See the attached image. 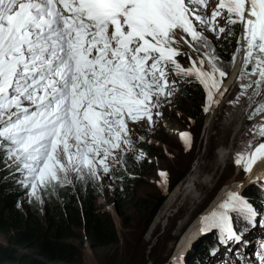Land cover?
Wrapping results in <instances>:
<instances>
[{
  "label": "snow or ice",
  "instance_id": "6c2138e0",
  "mask_svg": "<svg viewBox=\"0 0 264 264\" xmlns=\"http://www.w3.org/2000/svg\"><path fill=\"white\" fill-rule=\"evenodd\" d=\"M0 0V162L19 172L29 195L72 183L101 180L113 165L135 151L137 125H154L162 101L177 91L169 72L192 77L207 93L208 111L222 98L228 73L205 32L216 38L239 24L234 64L244 51L240 96L264 115V0ZM182 31L203 58L183 55L174 35ZM207 60L210 71L203 65ZM255 77V79H253ZM189 82H192L189 80ZM264 138V122L254 128ZM143 139V137H140ZM186 143L188 133H181ZM141 152L135 159L143 158ZM248 183L264 189V142L238 154ZM166 181L167 173L161 172ZM237 184L226 199L201 218L204 234L218 242L247 247L251 230L264 229V204L259 207L241 194ZM215 255V251L213 252ZM240 264H253L234 252ZM256 264H264V238L256 242ZM179 264V261L176 262Z\"/></svg>",
  "mask_w": 264,
  "mask_h": 264
},
{
  "label": "rangeland",
  "instance_id": "374dc122",
  "mask_svg": "<svg viewBox=\"0 0 264 264\" xmlns=\"http://www.w3.org/2000/svg\"><path fill=\"white\" fill-rule=\"evenodd\" d=\"M174 35L179 42V49L186 47V56L180 59L177 58L184 68L191 66L189 56L197 60L203 58L206 49L193 50L188 43H185V38L189 41H191V38L186 37V34L180 30ZM204 35L209 39L215 49V54L220 59L219 66L228 74L230 73V76L227 75L229 78L223 79L221 86L222 92L225 88L227 89V92H224L226 96L221 99L217 94L215 98L219 100V103L212 104L208 111H205L207 97L204 103L199 101L189 103V101L182 100V107L178 109L174 98L180 97L182 84L179 82L178 85L177 82V91H175L174 97L162 101L163 106L159 109L162 115H154L155 123L153 126L149 127L147 121L130 125L135 129L133 133L134 142L137 143L136 141L140 139L139 142L149 146L150 149L152 148L156 154L148 160L149 167L146 174L139 178L131 177L134 180L129 181L132 186L127 188L128 194H125L123 186L120 184L117 185L118 192H115L116 186L109 174L104 175L101 173V180H93L105 195L96 199L95 208L110 219L116 233V243L101 249L91 248L87 243L84 232L75 229L76 239L72 243L80 252L79 257L72 263L55 264H121L127 262L130 258L141 262L139 264H176L177 261H179V264H187L186 257L189 252H193L194 244L208 235L201 230V218L219 205H217V201L224 193L234 190V186L237 184L245 186L246 183H242L241 180L245 179L247 175L242 166L237 165L236 158L238 154L248 153L250 147L255 148L253 144L258 145L264 141V138H257L254 142H250L256 135L252 129H254L260 116L249 119L254 106L250 107L247 101L244 102L243 106L239 101L241 108L236 115L237 120L235 122L240 123L241 126L235 135L237 136L236 139L228 133L229 129H226L227 127H224V125H228V113H230L229 116H232L231 114L236 112L234 111V105H237L234 101L241 93L240 87L237 82L231 83L233 79L231 76L234 71V68H232L233 71L231 70L233 62L226 68L229 61L227 54L217 53L221 49L220 41L222 38H216L212 32H205ZM238 58L239 55L236 62ZM236 62H234V66H236ZM203 67L205 71H210L207 60ZM240 97L242 98V96ZM246 100H248L247 97ZM216 106L219 108H217L215 115H212ZM231 129L234 130L235 128ZM181 133H188L191 139L186 143L181 139ZM140 137H143V139ZM226 146L234 147L232 160L228 162L223 160L224 155L222 154L223 150L227 148ZM130 155L132 154L130 153ZM220 156H222L221 159ZM123 163H117L114 167L117 168ZM197 168L202 173V179H200V191L189 196L194 202L190 203L189 198L183 199L177 195L171 202V215L160 220L159 217L164 209V204L171 197L173 190L194 176ZM237 169H242L238 182H236ZM161 172L167 173L166 181L161 177ZM20 178L21 174L12 180L15 184L27 190V199L24 200L23 205L27 206L34 201L42 216L44 208L43 192H41V199L36 200L29 195V189L23 187L19 182ZM170 183H175V185L178 183V185L172 189L169 186ZM133 196L135 198H132ZM153 207L155 208L154 215L151 214L152 219L148 222L147 217ZM256 233H259L260 236H255ZM252 235L254 239L264 238V229H257ZM250 242H253V239H250ZM0 244H6V240L1 235ZM247 247L234 245L231 250L236 251L239 249L240 253L248 255L251 244ZM151 249L154 252H150ZM253 251L256 252V248ZM153 254L155 257L152 256ZM223 254L225 255L224 252ZM217 256L215 255V257ZM226 258L228 261L237 259L235 255L234 257L226 256ZM245 258L248 259V257Z\"/></svg>",
  "mask_w": 264,
  "mask_h": 264
},
{
  "label": "trees",
  "instance_id": "16d2710c",
  "mask_svg": "<svg viewBox=\"0 0 264 264\" xmlns=\"http://www.w3.org/2000/svg\"><path fill=\"white\" fill-rule=\"evenodd\" d=\"M229 28L235 30L234 34L229 35L227 33L222 37L221 49L217 52L227 54L229 61L226 68L231 65L241 31L239 24L229 26ZM181 84L180 97L174 98L178 109L182 107V100L189 101V103L194 101L205 102L207 95L201 84L196 82L194 78L185 79L181 77ZM139 140L135 143V152L127 153L124 156V163L117 168L113 165L108 173L115 183L116 193L118 192L117 185L120 184L123 186L125 194H128L127 188L132 186L129 181L134 180L131 177H143L149 167L148 160L151 156H156L152 148L151 150L149 146L139 142ZM141 152L144 154L143 158L135 159ZM19 175L20 173L13 172L0 162V235L6 240L5 245L0 244V263H72L79 257L80 253L72 243L76 239L75 229L84 232L91 248L101 249L116 243V233L110 219L95 208L96 199L105 195L93 180L74 178L70 184L57 186L54 190L49 188L42 191L44 208L41 216L40 209L34 201L27 206L23 205L24 200L27 199V190L12 180ZM239 175L240 173L236 177V182L239 180ZM241 182L246 183L245 186L247 187L244 188L246 191L243 190L242 195H245L256 207L264 204V189L255 184H249L247 177ZM177 185L178 183L176 185L170 183L169 186L173 189ZM154 209L153 207L149 212L148 222L152 219L151 214L154 215ZM214 237L213 234H210L201 241L199 239L193 247L192 253L195 255L193 256L189 252L186 263L198 264L200 262L204 264L207 249L212 245ZM219 249L227 252L225 247L220 246ZM150 252H154V250L151 249ZM152 256L155 257L154 254ZM139 263L141 262L130 258L121 264Z\"/></svg>",
  "mask_w": 264,
  "mask_h": 264
},
{
  "label": "bare ground",
  "instance_id": "6f19581e",
  "mask_svg": "<svg viewBox=\"0 0 264 264\" xmlns=\"http://www.w3.org/2000/svg\"><path fill=\"white\" fill-rule=\"evenodd\" d=\"M238 57V56H237ZM237 57H236V59H237ZM243 57H244V51L242 50V51H240V54H239V58H238V61L236 62V60H235V62H236V66H234L233 65V68H234V71H233V69H232V71H233V75L231 76V77H233V79H232V82L231 83H234V82H237V84L239 85V87H240V92L242 91V88H241V85L243 84V83H247V81H242V80H240V75H241V71H242V68H243ZM235 64V63H234ZM230 76V75H229ZM229 78V77H228ZM253 79H255V77H253ZM236 85V84H235ZM226 96V94H224V96L223 97H225ZM222 97V98H223ZM221 98V99H222ZM241 98V97H240ZM221 99H220V101H221ZM240 102H241V104L243 105L244 104V102L245 101H247L248 103H249V101L248 100H246V96H242V98L239 100ZM236 105L237 106H235L234 105V111H236L234 114H231L232 116H229L230 115V113H228V118H229V121H228V125L226 126V125H224V127H227L226 129H229V134L231 135V137L233 136L235 139H236V137L237 136H235L236 135V133H238V130H239V128H240V123L238 124L237 122H235L236 120H237V113H238V111H239V109L241 108V106H240V104H239V102L238 103H236ZM244 106V105H243ZM217 108H219V107H215V110L213 111V113H212V115L214 114L215 115V113L217 112ZM231 110V109H230ZM245 110V109H244ZM246 112V111H245ZM212 117V116H211ZM210 117V118H211ZM262 122H264V115H262V116H260V117H258V119H257V123L255 124V126H254V128L257 126V125H260ZM212 123V122H211ZM210 123V124H211ZM229 123H231V124H229ZM234 125H235V127H234ZM231 128H235L234 130L233 129H231ZM234 131V132H233ZM241 131V130H240ZM252 131L254 132V129H252ZM233 132V133H232ZM238 135V134H237ZM259 136L258 135H254V137L250 140V142H254L257 138H258ZM247 142H249L248 140H247ZM249 142V143H250ZM244 143V142H243ZM251 144V143H250ZM250 144H249V146H250ZM257 145H254L253 144V147H256ZM227 148H225L224 150H223V155H224V161H230V160H232V157H233V154H232V151H233V149H234V147L232 148V147H229V146H226ZM254 148H252V147H250L249 148V151H248V153L251 151V150H253ZM222 158V156H220V159ZM147 159V158H146ZM242 171V169H237V176H238V174L240 173ZM239 172V173H238ZM202 177V173H200L199 172V169L197 168V170H195V172H194V176H192V177H190L189 179H187L186 181H184L183 183H181L180 185H178L174 190H173V192L171 193V197H169V199L165 202V204H164V209H163V211H161V215H160V217H159V219L161 220V219H163V217H168L169 215H171L170 214V209H171V202H172V199L174 198V197H176L177 195H179L178 197H182L183 199H186V198H189V201H190V203L193 201V200H191L190 199V197L189 196H192V194H194V193H196V192H198V191H200V184H201V182H200V179H202L201 178ZM253 185V184H252ZM246 186H244V187H242L241 189H240V191H241V194L243 193V190H244V188H245ZM250 187V186H249ZM247 188V187H246ZM253 188V187H252ZM233 191V190H232ZM244 191H246V190H244ZM230 192V191H229ZM228 193V192H227ZM227 193H224L221 197H220V199L217 201L218 203H217V205L218 204H220V203H222L225 199H226V194ZM193 198H195V197H193ZM177 199V198H176ZM176 201V200H175ZM186 201V200H185ZM188 201V202H189ZM184 202V201H183ZM194 202V201H193ZM173 204V203H172ZM180 204H182L181 202H180ZM193 206V205H192ZM173 213V212H172ZM201 224V223H200ZM257 229H260V227H257V228H255V230L254 231H252L251 233H250V235L248 236V237H246L247 239H253V242H250V244H254V243H256L257 242V240L258 239H254V236L252 235V234H254L255 232H256V230ZM255 236H260L259 235V233H256L255 234ZM263 236V235H262ZM234 246V245H233ZM233 246H231V247H233ZM225 247V246H224ZM243 248H246V247H243ZM247 248H249V247H247ZM227 250V249H226ZM225 253V255L228 257V256H231V257H234V250H227V252L226 251H222V253ZM239 252H240V250H239ZM217 255V254H216ZM215 256V255H214Z\"/></svg>",
  "mask_w": 264,
  "mask_h": 264
},
{
  "label": "clouds",
  "instance_id": "9594fccd",
  "mask_svg": "<svg viewBox=\"0 0 264 264\" xmlns=\"http://www.w3.org/2000/svg\"><path fill=\"white\" fill-rule=\"evenodd\" d=\"M19 173V172H18Z\"/></svg>",
  "mask_w": 264,
  "mask_h": 264
}]
</instances>
